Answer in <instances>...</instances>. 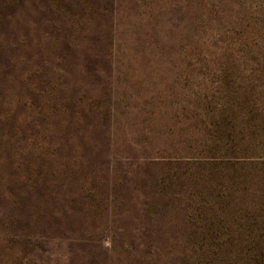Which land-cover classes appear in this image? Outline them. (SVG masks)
Listing matches in <instances>:
<instances>
[{"label": "rangeland", "instance_id": "rangeland-1", "mask_svg": "<svg viewBox=\"0 0 264 264\" xmlns=\"http://www.w3.org/2000/svg\"><path fill=\"white\" fill-rule=\"evenodd\" d=\"M27 1L0 0V264H89L95 248L86 231L96 224L60 210L72 202L60 194L56 169L73 147L40 128L43 94L33 93L56 84L55 4L38 11L35 39L27 41ZM199 1L160 0L175 11L162 12L155 28L133 8L126 37L135 54L111 75L123 121L112 126L122 153L113 165L125 175V205L111 203L124 218L114 216L110 227L126 219L134 229L132 203L150 194L141 177L170 171L181 177L168 180L179 195L178 229L191 213L190 180L204 182L203 203L216 223L200 224L229 229L233 246L252 245L264 264V0ZM156 37L160 54L140 51ZM97 242L113 246L109 233ZM97 258L104 263L102 253ZM111 264L128 263L123 255Z\"/></svg>", "mask_w": 264, "mask_h": 264}, {"label": "trees", "instance_id": "trees-1", "mask_svg": "<svg viewBox=\"0 0 264 264\" xmlns=\"http://www.w3.org/2000/svg\"><path fill=\"white\" fill-rule=\"evenodd\" d=\"M50 1H27L24 19L27 41L35 39L38 11L45 12ZM54 4L56 84L39 87L33 93L43 94L40 128L54 130L57 145L73 147L70 155L61 156L56 169L60 194L72 202L62 203L60 210L62 214L83 212L99 228L87 227L86 235L95 248L89 264H101L97 258L101 253L103 264L120 260L123 255L128 264H261L262 253L252 256V245L233 246L229 236L224 235L229 229L200 224L204 221L215 225L216 219L203 203L208 186L204 182H191L189 174L186 183L190 180L191 188L186 201L191 213L184 217L183 228L178 229L175 183H168L170 178L178 181L181 177L170 171L163 175L149 172L141 177L149 185L150 194L132 203L130 220L134 229L126 219L122 221L123 228L121 224L110 227L114 216L115 222L124 218L119 211L112 212L111 203L118 204L117 209L125 205L124 199H120L125 175L113 165L122 153L115 147L112 126L123 121L113 100L111 75L124 63V58L131 60L130 56L135 54L131 50L136 48L126 37L134 24L133 8L142 16L147 15V21L155 28L161 13L175 11V7H166L160 0H54ZM0 13L4 15L5 10ZM145 42L141 52L151 49L155 55L160 54V37ZM87 85L92 90H81ZM30 89L34 90L31 86ZM51 92L53 101L48 97ZM65 179H71L72 183L63 184ZM106 233L113 240L109 249L97 242ZM146 237V243L139 240ZM179 253L181 256H177Z\"/></svg>", "mask_w": 264, "mask_h": 264}]
</instances>
